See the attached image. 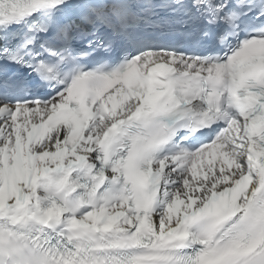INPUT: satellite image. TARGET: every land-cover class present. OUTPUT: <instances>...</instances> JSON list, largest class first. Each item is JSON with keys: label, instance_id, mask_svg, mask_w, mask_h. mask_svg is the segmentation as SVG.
Returning a JSON list of instances; mask_svg holds the SVG:
<instances>
[{"label": "snow or ice", "instance_id": "6c2138e0", "mask_svg": "<svg viewBox=\"0 0 264 264\" xmlns=\"http://www.w3.org/2000/svg\"><path fill=\"white\" fill-rule=\"evenodd\" d=\"M0 264H264V0H0Z\"/></svg>", "mask_w": 264, "mask_h": 264}]
</instances>
